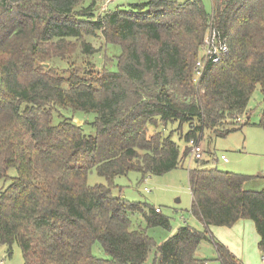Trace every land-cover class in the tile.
Listing matches in <instances>:
<instances>
[{
    "label": "trees",
    "instance_id": "trees-1",
    "mask_svg": "<svg viewBox=\"0 0 264 264\" xmlns=\"http://www.w3.org/2000/svg\"><path fill=\"white\" fill-rule=\"evenodd\" d=\"M101 2L0 0V244L9 255L17 245L24 264H146L154 248L152 264H207L197 253L209 241L221 264H243L210 228L251 220L264 255V190L244 189L252 177L197 162L188 178L203 230L185 225L160 245L148 230L170 231L171 219L112 196L118 177L184 168L190 141L247 125L238 120L257 87L264 107V0H214L212 13L201 0H143L98 14ZM211 23L229 53L195 81ZM89 38L120 56L98 69ZM63 112L95 119L79 125ZM93 170L106 185L88 184ZM97 244L107 258L94 254Z\"/></svg>",
    "mask_w": 264,
    "mask_h": 264
},
{
    "label": "rangeland",
    "instance_id": "rangeland-1",
    "mask_svg": "<svg viewBox=\"0 0 264 264\" xmlns=\"http://www.w3.org/2000/svg\"><path fill=\"white\" fill-rule=\"evenodd\" d=\"M143 0H113L105 7L104 2L100 3L98 14L106 12V10L127 9L130 4L138 3ZM179 3H185L189 0H171ZM209 13L213 11L214 0H201ZM96 49L101 53L94 57L93 62L98 69H102L106 62L105 56L113 59L121 54L119 46H105L102 38H89ZM61 69L68 68V64L63 61L55 62ZM109 66V65H108ZM109 69L116 70V64H111ZM263 96L261 88L257 87L248 106V114L243 118L247 125L241 129L231 133L227 137H217L214 134L206 133L201 143L204 150L203 159L206 167L217 168L223 172H231L243 174L252 177L246 183L252 184L256 180L264 182V129L259 125L261 114L263 112ZM66 117H72L74 122L84 125L86 122L92 123L95 119L94 114L63 112ZM60 120L55 115L54 123ZM187 131V127H185ZM85 133L94 135L95 130L92 126L85 125ZM178 137V136H177ZM176 137V139H177ZM181 151L186 147L184 141L177 140ZM225 155L227 162L220 160ZM189 161L186 162L184 168L167 173L163 176H149L145 179L138 172H130L126 176L118 177L114 184L112 196L123 198L130 202H140L148 204L162 211V214L171 219V230L166 231L163 228H150L148 235L160 245L171 236H173L179 228L189 225L197 230H203V224L192 214L193 198L189 187ZM197 162L192 163L190 169L196 168ZM10 176L15 177L16 171L11 170ZM90 186L106 185L105 178L99 176L96 170H93L88 177ZM5 182H0V190L6 186ZM134 227H146L141 216L134 215L132 217ZM94 254L99 258H107L100 244L95 245ZM198 257L207 260L208 264H221L217 260L214 245L209 241H204L197 253ZM156 256V248H154L148 257L146 264H152ZM0 264H24L21 249L14 245L11 255L8 253V247L0 244Z\"/></svg>",
    "mask_w": 264,
    "mask_h": 264
},
{
    "label": "crops",
    "instance_id": "crops-1",
    "mask_svg": "<svg viewBox=\"0 0 264 264\" xmlns=\"http://www.w3.org/2000/svg\"><path fill=\"white\" fill-rule=\"evenodd\" d=\"M244 189L262 191L264 182L256 180L252 184H245ZM210 231L213 237L227 246L243 264H264V255L258 247L260 237L253 221L240 220L231 228L211 227Z\"/></svg>",
    "mask_w": 264,
    "mask_h": 264
},
{
    "label": "built area",
    "instance_id": "built-area-1",
    "mask_svg": "<svg viewBox=\"0 0 264 264\" xmlns=\"http://www.w3.org/2000/svg\"><path fill=\"white\" fill-rule=\"evenodd\" d=\"M113 0H103L105 7L108 6ZM229 53L227 39L224 38L221 32L211 23L203 44L201 46L200 57L196 62L195 67V81H198L204 72L211 66L219 64ZM244 122L242 118L238 120ZM189 148L191 149L189 161V169L192 163L203 160V148L200 144L194 141L189 142ZM220 160L227 162L228 159L225 155L220 157ZM157 212H160L157 209Z\"/></svg>",
    "mask_w": 264,
    "mask_h": 264
},
{
    "label": "water",
    "instance_id": "water-1",
    "mask_svg": "<svg viewBox=\"0 0 264 264\" xmlns=\"http://www.w3.org/2000/svg\"><path fill=\"white\" fill-rule=\"evenodd\" d=\"M45 66H47V65H45Z\"/></svg>",
    "mask_w": 264,
    "mask_h": 264
}]
</instances>
